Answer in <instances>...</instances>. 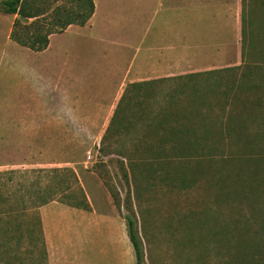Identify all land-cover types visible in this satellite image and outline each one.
Here are the masks:
<instances>
[{
    "label": "rangeland",
    "instance_id": "1",
    "mask_svg": "<svg viewBox=\"0 0 264 264\" xmlns=\"http://www.w3.org/2000/svg\"><path fill=\"white\" fill-rule=\"evenodd\" d=\"M160 2L150 0L149 18L164 14ZM14 18L0 13L6 64L30 52L9 44ZM239 28L237 66L159 79L107 136L109 124L80 127L90 139L60 126L0 125V264H48L39 207L48 198L81 204L75 172L116 196L143 264H264V0H242ZM5 75L0 64V96ZM23 76L14 84L48 102L45 85Z\"/></svg>",
    "mask_w": 264,
    "mask_h": 264
},
{
    "label": "crops",
    "instance_id": "2",
    "mask_svg": "<svg viewBox=\"0 0 264 264\" xmlns=\"http://www.w3.org/2000/svg\"><path fill=\"white\" fill-rule=\"evenodd\" d=\"M94 2L95 13L85 26L71 25L51 36L44 51L9 40L30 52L19 53L13 64H6V53L0 57L7 86L0 96V125L60 126L90 139L94 132L85 136L80 127L108 125L119 101L115 96L129 84L237 66L242 60V0H181V6L180 0H161L164 14L158 19L148 16L150 0ZM21 73L28 82L45 85L48 102L33 88L14 84ZM75 173L87 205L56 199L39 207L48 264H137L127 223L107 188Z\"/></svg>",
    "mask_w": 264,
    "mask_h": 264
},
{
    "label": "trees",
    "instance_id": "3",
    "mask_svg": "<svg viewBox=\"0 0 264 264\" xmlns=\"http://www.w3.org/2000/svg\"><path fill=\"white\" fill-rule=\"evenodd\" d=\"M95 9L94 0H0V13L15 17L9 35L10 40L34 52L46 50L50 45L51 36L63 33L69 26H85L93 17ZM243 42L244 29L242 30ZM218 72L219 70L205 71L183 75L179 78L203 75L211 76ZM158 81L161 80L131 83L127 86L115 108L106 136L108 132L114 129L116 124L122 122L124 119L123 115L128 110L132 97L142 91V89L150 87ZM106 136L103 137V141L106 139ZM38 173L42 174L45 172L40 171ZM74 175L76 185L79 186L82 197V202L79 205H87V199L81 188L79 179L76 173ZM68 187L67 191L73 190V186ZM40 190L39 188L37 192L42 195V190ZM114 199L116 201V196H114ZM54 200L56 199L48 198L41 205ZM127 227L130 241L136 253L137 264H143L141 242L131 220H128Z\"/></svg>",
    "mask_w": 264,
    "mask_h": 264
},
{
    "label": "built area",
    "instance_id": "4",
    "mask_svg": "<svg viewBox=\"0 0 264 264\" xmlns=\"http://www.w3.org/2000/svg\"><path fill=\"white\" fill-rule=\"evenodd\" d=\"M88 158H89V161L92 159V157H91V155H90V154H89Z\"/></svg>",
    "mask_w": 264,
    "mask_h": 264
}]
</instances>
